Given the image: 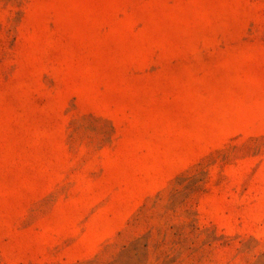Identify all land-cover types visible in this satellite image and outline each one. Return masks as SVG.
I'll return each instance as SVG.
<instances>
[{"label": "rangeland", "instance_id": "rangeland-1", "mask_svg": "<svg viewBox=\"0 0 264 264\" xmlns=\"http://www.w3.org/2000/svg\"><path fill=\"white\" fill-rule=\"evenodd\" d=\"M0 264H264V0H0Z\"/></svg>", "mask_w": 264, "mask_h": 264}]
</instances>
